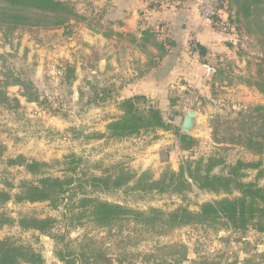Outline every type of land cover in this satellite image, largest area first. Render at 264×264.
I'll return each instance as SVG.
<instances>
[{
  "label": "rangeland",
  "instance_id": "obj_1",
  "mask_svg": "<svg viewBox=\"0 0 264 264\" xmlns=\"http://www.w3.org/2000/svg\"><path fill=\"white\" fill-rule=\"evenodd\" d=\"M69 1L83 18L72 20L66 27L12 30L0 27V82L22 104L21 108H13L16 106L12 103L0 106V191H9L13 196L0 205V214L12 219L0 228V240L9 238L16 244L31 247L42 255L44 264H63L58 253L86 236L113 252L112 264H146L145 254L157 253L160 247L175 243L186 247L188 259L184 264H191L196 258L203 264L219 255H224L222 263L229 255L228 262L238 257L239 264H243L253 258L257 264L262 260L257 253L264 252V232L252 227L234 232L222 225L193 224L169 233H157L133 221H122L111 228L98 227L84 213L82 200L89 196L139 209L158 207L166 211L180 206L198 210L206 201L238 196V191L215 194L198 189L184 194L145 192L136 189L135 183L142 173L158 179L167 169L177 171L186 163L209 157L226 162V165H217L215 173H226L229 165L238 160L261 161L260 170L264 172V152L252 153L238 140L228 139L233 132H239L241 113L247 115L252 106L263 104L264 95L246 84L219 88L208 96L197 92L191 94L190 100L188 95L177 110L162 109L172 130L159 129L124 138L100 136L107 133V124L122 113L116 105L115 99H119L109 77L99 68L104 54L99 40H95L96 34H101L107 41L105 46L109 47L108 41L114 36L113 22L100 0ZM226 1L222 8L227 16L221 18L226 26L222 23L221 26L224 32H233L231 36L236 41L231 47L237 57L232 60L233 72L246 75L250 59L262 55L261 46L254 37L245 35L244 26L228 22L231 12ZM213 61L216 65L218 59ZM22 82L33 84L39 101L25 96L27 89ZM240 85L246 88H238ZM187 107L199 110L201 117L200 128L193 134L199 138V144L192 151L184 152L178 146L174 130L178 127L181 130L183 110ZM217 118L229 121L235 128L220 143L212 134L213 120ZM19 155L46 164L39 173L32 174L25 165L11 163ZM115 165L132 171L136 178L109 191L96 190L87 184L92 176L105 175ZM245 172V182L257 181L264 185V173L257 178L259 169L250 168ZM43 176L82 178V185L75 181L56 202L31 203L16 199L24 184H38ZM25 216L52 217L55 222L50 232L41 233L20 225V219ZM172 250L161 253L175 258L183 252L181 248ZM120 256L125 257L123 263H119Z\"/></svg>",
  "mask_w": 264,
  "mask_h": 264
},
{
  "label": "trees",
  "instance_id": "obj_2",
  "mask_svg": "<svg viewBox=\"0 0 264 264\" xmlns=\"http://www.w3.org/2000/svg\"><path fill=\"white\" fill-rule=\"evenodd\" d=\"M226 3L231 12L228 22H236L238 26H244L245 35L255 38L256 43L261 46L262 55L250 59L251 61L247 66L249 70L246 75H236L233 72L232 60L220 58L215 65L216 71L208 79L211 90L214 93L219 88L246 84L256 87L264 95V0H227ZM223 6L224 0H218L219 13L212 17V22L215 25L221 26L220 10ZM76 18H83V16L69 0H0V27L7 30L19 27L30 29L66 27ZM112 33L117 36L124 35V33L115 30ZM129 36L132 42L137 43L134 34H129ZM140 38L142 41L140 47L153 45L158 50V61L157 59L151 61L150 67L157 65L159 60H162L176 46V43L169 38L159 39L157 32L152 28L142 29ZM191 47L196 49L201 57L207 55V48L204 45L192 41ZM21 84L25 85L27 91L24 94L29 100L39 101L38 93L32 83L22 82ZM115 102L122 113L107 124V133H102L100 136L124 138L143 132H156L159 129L172 130L171 123L165 118L162 109L144 94H137L121 100L115 99ZM11 103L16 106L13 108L22 107L20 100L17 97H11L6 87L0 82V106H8ZM172 104H175L174 99ZM249 110L247 115L241 113L240 124L237 126L239 132H233L231 137L228 134L235 128L229 121L221 118L213 120V139L220 143L227 139L225 136H228L230 142L238 140L252 153H263L264 103L252 106ZM174 132L178 135L179 147L184 152L192 151L199 144L198 137L182 134L179 127ZM11 163L25 165L32 174L39 173V169L46 164L37 160L29 161L24 155L11 159ZM222 164L226 165L223 159L200 158L186 163L180 167V170L167 169L158 179L145 172L136 179L135 188L145 192L164 193L171 191L180 194L193 189L215 194H232L234 191H238V196H223L219 199L206 201L198 210L180 206L171 211L158 207L139 209L97 196H89L82 200V206L86 208L84 213L98 227L102 228H111L122 221H133L140 223L151 232L157 233H169L193 224L216 227L222 225L234 232L246 231L252 227L258 232H264V185L258 184L257 181L245 182L243 180L246 177L245 171L250 168L259 169L258 179L263 175L264 172L260 170L261 161L238 160L235 164L229 165L226 173H215L214 168ZM106 172L105 175L92 176L86 181L87 184L90 183L96 190L109 191L129 184L137 176L122 165H115L107 169ZM77 180L79 185H82V178L66 177L62 179L43 176L38 184H24L22 192L17 195L16 199L31 203L56 202L60 194L67 193L70 186ZM12 198L13 196L9 191H0V205ZM11 221V217L0 214V228ZM54 222L55 219L52 217L25 216L20 219L19 223L25 229L48 233L51 231ZM97 243L98 241L93 237L86 236L79 242L72 243L60 251L58 253L59 258L63 264H112L113 252L98 246ZM179 248L183 252L175 258H168L166 253H161L164 250L173 249L172 251H177ZM257 256L262 259L257 264H264V252L259 251ZM124 258L120 256L118 258L119 263H123ZM223 258L224 255H219L214 257V260L209 259L203 264H222ZM187 259L186 247L177 243L164 245L158 249L157 253L145 254L144 257L146 264H184ZM196 259L192 260L191 264H200ZM228 260H230L229 257L226 264L240 263L238 257H235L231 262ZM254 263H256L254 259L250 258L243 264ZM0 264H44V259L40 253L31 247L16 244L11 239L5 238L0 240Z\"/></svg>",
  "mask_w": 264,
  "mask_h": 264
},
{
  "label": "crops",
  "instance_id": "obj_3",
  "mask_svg": "<svg viewBox=\"0 0 264 264\" xmlns=\"http://www.w3.org/2000/svg\"><path fill=\"white\" fill-rule=\"evenodd\" d=\"M172 1V4H158L148 0H100V4L106 6L105 13L113 22L114 30L124 33L109 39V47L105 46L107 41L103 35L96 34L95 37L104 54L99 68L109 77L110 86L119 100L144 94L161 109L172 107L177 110L188 95L190 100L193 93L211 94L205 64L215 66L213 60L219 61L220 58L237 60L231 48L236 42L231 36L233 32H224L222 26L204 18L199 11V0ZM220 16H227L223 8ZM146 28H152L157 35H164L176 43L157 65L151 67V61H158L157 48L139 46L142 43L141 30ZM129 34L136 36L137 43L131 38H123ZM192 41L204 45L207 55L201 57L196 49H192ZM237 87L246 88L244 85ZM173 99L175 104H172ZM187 109L189 107L183 110V118ZM228 257H225L224 264Z\"/></svg>",
  "mask_w": 264,
  "mask_h": 264
},
{
  "label": "built area",
  "instance_id": "obj_4",
  "mask_svg": "<svg viewBox=\"0 0 264 264\" xmlns=\"http://www.w3.org/2000/svg\"><path fill=\"white\" fill-rule=\"evenodd\" d=\"M151 2H165L167 0H148ZM218 0H199V11L206 19H212L214 15L219 13L217 8ZM159 39H163L164 35H159ZM216 68L212 65L205 64V76L212 77Z\"/></svg>",
  "mask_w": 264,
  "mask_h": 264
},
{
  "label": "water",
  "instance_id": "obj_5",
  "mask_svg": "<svg viewBox=\"0 0 264 264\" xmlns=\"http://www.w3.org/2000/svg\"><path fill=\"white\" fill-rule=\"evenodd\" d=\"M201 113L192 108L187 109L181 124V133L193 135L200 128Z\"/></svg>",
  "mask_w": 264,
  "mask_h": 264
}]
</instances>
